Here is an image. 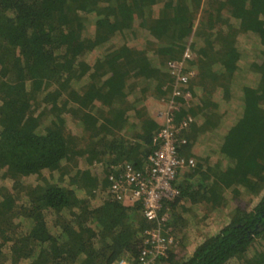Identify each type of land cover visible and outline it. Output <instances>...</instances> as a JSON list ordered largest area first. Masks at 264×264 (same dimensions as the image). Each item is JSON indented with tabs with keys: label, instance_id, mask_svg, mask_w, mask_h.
<instances>
[{
	"label": "trees",
	"instance_id": "1",
	"mask_svg": "<svg viewBox=\"0 0 264 264\" xmlns=\"http://www.w3.org/2000/svg\"><path fill=\"white\" fill-rule=\"evenodd\" d=\"M149 97L195 163L155 221L108 181L157 147ZM0 183V264H136L161 222L181 247L156 264H264V0H0ZM196 207L227 219L193 242Z\"/></svg>",
	"mask_w": 264,
	"mask_h": 264
},
{
	"label": "built area",
	"instance_id": "2",
	"mask_svg": "<svg viewBox=\"0 0 264 264\" xmlns=\"http://www.w3.org/2000/svg\"><path fill=\"white\" fill-rule=\"evenodd\" d=\"M175 82L171 91L172 97L180 95L177 81L185 82L177 62L169 63ZM186 103L191 99L189 93H185ZM167 109L161 115L160 129L153 144L157 145L153 153L146 159L143 170L138 171L131 164H115L110 166L108 181L111 198L116 201L139 203L142 207L143 217L147 221H155L162 209L163 202L174 200L179 196V190L175 180L179 170L191 169L194 161L179 155V148L186 144L183 134L188 124L185 121L174 126L173 112L179 108L173 101L167 103ZM160 119V118H159ZM164 223H160L156 229L145 232L143 249L140 252L136 264H152L158 257H164L166 253L177 245L175 239L169 235V229L162 230ZM132 262V261H131ZM118 264H129L121 259Z\"/></svg>",
	"mask_w": 264,
	"mask_h": 264
},
{
	"label": "rangeland",
	"instance_id": "3",
	"mask_svg": "<svg viewBox=\"0 0 264 264\" xmlns=\"http://www.w3.org/2000/svg\"><path fill=\"white\" fill-rule=\"evenodd\" d=\"M196 74H197L196 71H194L191 75H192L193 78H195ZM145 103H146L147 109H150L148 111H151L153 113V116L156 118V120H159L161 122V115H163V113L167 109H169V107L167 106V103L164 102V101L158 100V99H152L150 97L146 99ZM190 105H191V103H190ZM210 114L212 115L211 111H210ZM213 118L216 119L215 115H212L211 119L214 120ZM72 132L74 134H78V131L75 130V129H72ZM185 133H184L183 136H185ZM89 167L90 166H88L83 160H80L79 166H78L79 169H89ZM90 169L93 171L94 174H97V171H96L97 167L95 165L90 167ZM44 175H47V174L44 173ZM37 180L38 179L35 178V177H29V178L23 179V181L25 183H27V185H36L38 183ZM0 184H2V183H0ZM101 202H102L101 199L96 198V200H94L92 204L94 206H98V205L101 204ZM253 205H254V203H253ZM226 212H228V210ZM206 213L208 214V212L206 210H204L202 208H199V207H196L195 212L191 211L187 215V220H186L187 221V225H188L187 229H189V231H190L191 240L193 242L196 241V240H200V239L206 238L210 233H212L215 230L219 229L220 223L226 221V219H227V217H225V219H217L215 216H213L211 218L208 217L207 220H209V221L212 220L213 222H210L209 224H205L202 221V217L204 215H207ZM214 217L216 218V220H213V219H215ZM218 221H219V223H218ZM168 229H169L168 231L170 233L171 227H169ZM178 236H179V232H178ZM172 237L174 238V237H177V236H172ZM175 241H176V239H175ZM180 247H181V245L179 244V246H178V242H177V245L175 247H173L172 249L177 250ZM6 255H7V253H6ZM152 264H156V263L154 262ZM234 264H237V263L234 262Z\"/></svg>",
	"mask_w": 264,
	"mask_h": 264
},
{
	"label": "crops",
	"instance_id": "4",
	"mask_svg": "<svg viewBox=\"0 0 264 264\" xmlns=\"http://www.w3.org/2000/svg\"><path fill=\"white\" fill-rule=\"evenodd\" d=\"M148 110H150V109H148ZM150 112V114L153 116V113L151 112V111H149Z\"/></svg>",
	"mask_w": 264,
	"mask_h": 264
}]
</instances>
